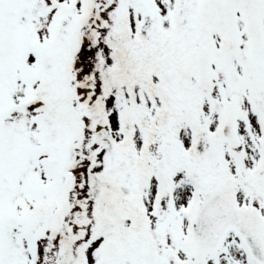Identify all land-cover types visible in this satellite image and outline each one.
<instances>
[{"label":"snow or ice","instance_id":"6c2138e0","mask_svg":"<svg viewBox=\"0 0 264 264\" xmlns=\"http://www.w3.org/2000/svg\"><path fill=\"white\" fill-rule=\"evenodd\" d=\"M0 264H264V0H0Z\"/></svg>","mask_w":264,"mask_h":264}]
</instances>
